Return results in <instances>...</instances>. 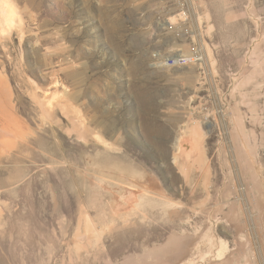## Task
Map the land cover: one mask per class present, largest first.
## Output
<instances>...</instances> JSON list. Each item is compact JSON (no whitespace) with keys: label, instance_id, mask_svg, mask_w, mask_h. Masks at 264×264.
<instances>
[{"label":"rangeland","instance_id":"1","mask_svg":"<svg viewBox=\"0 0 264 264\" xmlns=\"http://www.w3.org/2000/svg\"><path fill=\"white\" fill-rule=\"evenodd\" d=\"M11 2L0 89L16 122L0 120V264H167L153 251L171 237L187 264H264V0ZM64 94L102 122L93 127L111 151L82 138ZM196 127L210 166L188 181L175 145ZM241 138L254 154L235 151ZM130 187L139 203L115 214Z\"/></svg>","mask_w":264,"mask_h":264},{"label":"bare ground","instance_id":"2","mask_svg":"<svg viewBox=\"0 0 264 264\" xmlns=\"http://www.w3.org/2000/svg\"><path fill=\"white\" fill-rule=\"evenodd\" d=\"M16 14H17L16 10H15L11 0H0V33L3 30L4 31L7 30V28L9 26H14ZM171 19H172L171 21L173 23L171 26L177 24V18L176 17H172ZM166 24L168 26H170L168 22H166ZM177 56H178L177 59H182L186 55L178 54ZM63 96H64V98L60 104L61 108L63 111H66L68 113L69 112H72V113L75 112V114L78 117V120L80 122L79 127H80V131H81L80 133L82 135V138L87 142H90V141L92 142L93 140L95 143L98 142L97 144H95V143L91 144V146L94 148H100V149L105 150L107 152L111 151V149H112L111 144L112 143L110 144L106 140L107 138L105 139V137L102 135V133H100L99 131H96L97 128L93 127V125H96L97 127L100 126L102 124V122L96 121L94 119L87 121L86 119H84L83 117L80 116L79 111L76 110V107L74 106V102L68 96V94H64ZM0 97H1L0 98V113L2 114V116L0 117V120H1V123L3 124V126L6 127L8 124L15 123L16 117H15V114H13V107L11 104V97H10L9 92H7V90H5L4 88L0 89ZM65 100H67V101L64 103ZM191 131H192V133L190 132L191 133L190 135H188V136L185 135V136H183L177 140L176 145H175L176 146V152L174 154V162L176 164V167L179 169V171L182 173V175L188 181L191 179L194 169L200 170V173H202L204 175L208 171V168L210 166L209 165V158H208L206 148H205V143H206L205 142V135H206L205 131L199 127H196ZM243 139H242V141H239L241 144L236 142L235 151L237 150L240 155H241L243 150H245L244 152L248 151L251 154L255 150V145H254L255 143H253L252 140L248 141V140H243ZM254 152L252 154H254ZM247 156H248V154H247ZM256 157H254V159ZM240 163H241L240 165L242 167L241 170L245 171V172H246V170L248 171L249 168L246 169V166L242 162L241 159H240ZM248 164L251 167H252V165H256L254 160H252V161L249 160ZM123 170H125V169H123ZM108 174L111 176H116V172H114V171H111ZM118 177H119V175H118ZM127 177L128 176L126 174H123L121 178L127 179ZM259 177L260 176H258V174H256V176H255L256 180L257 179L260 180L261 177L260 178ZM147 184H149V183H147ZM147 186H149V185H147ZM150 189L156 190V188L151 187V186H150ZM157 190H159V189H157ZM139 194H140V189H137L134 187L128 188V194L126 196V202L124 205H122V204L117 205V207L115 209V214L126 213V212H129L130 210L134 209L136 207V204L139 203ZM263 196H264V194H263ZM257 205H258L257 209L259 208V210L262 212V217L261 216L260 217L262 219V225L264 226V198L261 197V199L259 200ZM235 207H237V206H235ZM235 209H238V208H235ZM235 211H237V210H235ZM239 211H240V209H239ZM235 216L237 218L236 221H238V223H241V221L239 220L241 216L239 214H237ZM244 217L245 216H243V218ZM233 219L235 220L234 217H233ZM245 220L246 219H243V221H245ZM236 221H235V223H236ZM89 228H90V230L92 229L90 226H89ZM92 232H93V234L95 233L96 235H98L100 231H97L95 229L94 231L92 230ZM100 236H98V237L100 238ZM80 238L82 239V238H84V236H80ZM178 239H176V237L175 238L171 237L165 245L161 246L160 248L155 249V251H153V254H155L160 259H163L162 261H165L167 264H187L188 262H186L187 260L185 258L186 255H185V251H184L185 247L183 248V246L180 242L181 240H178ZM184 240L186 241V239H183V241ZM224 259H226V258H223L222 261ZM228 262H229V258H228ZM221 264H228V263H227V261H224Z\"/></svg>","mask_w":264,"mask_h":264},{"label":"built area","instance_id":"3","mask_svg":"<svg viewBox=\"0 0 264 264\" xmlns=\"http://www.w3.org/2000/svg\"><path fill=\"white\" fill-rule=\"evenodd\" d=\"M169 60V62H171V64H173V65H176L177 63L179 64V63H182L183 61H184V59H176V60H174V59H168ZM167 61V60H166Z\"/></svg>","mask_w":264,"mask_h":264}]
</instances>
